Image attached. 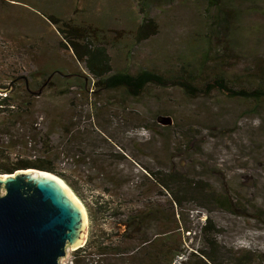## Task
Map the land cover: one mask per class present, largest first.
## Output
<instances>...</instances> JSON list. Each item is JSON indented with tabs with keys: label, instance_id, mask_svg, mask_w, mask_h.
I'll use <instances>...</instances> for the list:
<instances>
[{
	"label": "rangeland",
	"instance_id": "obj_1",
	"mask_svg": "<svg viewBox=\"0 0 264 264\" xmlns=\"http://www.w3.org/2000/svg\"><path fill=\"white\" fill-rule=\"evenodd\" d=\"M227 4L232 34L225 37L231 51L222 69L236 78L245 72V66H252L255 57L264 60V0H228ZM205 7L204 0H178L153 11L158 33L133 47L129 35L116 41L113 38L115 30L132 29L139 23L135 0H0V83L9 85L10 90L11 81L23 83L27 79L38 94L33 111L39 128L52 129V120L47 119L50 112L75 109L83 110L81 120L75 121L79 124L76 131L96 125L84 151L96 147L106 155L101 161L70 152L56 160L58 168L76 185L77 192L61 178L86 210L87 236L100 229L113 234L122 231L123 226L110 215L113 210L127 213L151 203L162 213L171 212V194L153 184L143 168L148 165L166 172L172 169L176 175L201 179L215 190L233 194L230 210L185 202L186 224L196 231L198 215L204 212L200 221L205 216L211 218L217 241L226 253H249L252 264H264V99L249 102L215 89L207 95L189 96L176 86L150 85L133 98L121 90L97 89L73 52L61 46L56 27L46 18L48 14L76 17L104 27L112 43L107 48L114 69L166 71L178 57L185 56L194 66L202 62L205 46L200 42L209 22L203 16ZM222 24L229 25V21ZM219 29L213 35L223 39L224 30ZM52 70L55 75L48 76ZM160 115L172 116L173 124H159L156 118ZM8 150L11 157L34 153L31 145L22 141L9 140ZM154 231L150 228L148 237L154 238ZM194 231L183 235L184 253L172 264L188 259L197 243ZM116 256L106 258L110 261ZM73 260L70 248L61 262L75 264ZM124 261L131 264L133 259Z\"/></svg>",
	"mask_w": 264,
	"mask_h": 264
},
{
	"label": "trees",
	"instance_id": "obj_2",
	"mask_svg": "<svg viewBox=\"0 0 264 264\" xmlns=\"http://www.w3.org/2000/svg\"><path fill=\"white\" fill-rule=\"evenodd\" d=\"M204 1L207 7L204 8L203 16L208 17L209 22L205 27L206 32L204 31L201 37L205 40L201 39L200 42L205 46L201 54L202 62L196 67L191 65L185 56L178 57L170 62V67L166 71H159L156 68H140L137 72L114 69L107 48V45L112 43H109L104 27L91 21H80L76 17L48 14L46 18L56 27L61 46L73 52L74 59L85 67L91 83L97 89L121 90L133 98L138 97L150 85L176 86L189 96L207 95L215 89L230 98H242L249 102L264 99L263 59L255 57L252 66H245V72L236 78L228 76L222 69L231 51L230 42L225 37L229 32L232 34L228 0ZM177 2L178 0H135L139 10V23L132 29L115 30L113 39L116 41L124 35H129L133 41L132 46H138L158 33L157 20L151 13ZM228 21L229 25L222 24ZM219 27L223 28L225 33L223 39L221 36L213 35L214 31L220 30ZM197 47L200 46L197 44ZM55 73V70H52L48 76ZM11 82L13 87L10 90L9 85L0 83V173H12L27 168L43 170L59 176L77 192L72 178L58 168L56 160L60 154L70 152L73 156L83 153L85 159L101 161L106 155L96 147L91 151H84L85 144L92 141L89 135L96 125L91 123L89 124L91 128H86L84 132L76 131L79 124L76 125L75 121L81 120L83 110L75 109L69 113L50 112L47 119L52 120V129L39 128L37 116L33 111V99L37 98L38 94L28 86L27 79L23 83ZM51 83L47 81L48 85ZM2 91H6L5 95ZM97 111L95 108V113L98 114ZM102 114L103 112L100 115ZM107 119L106 117V121ZM104 125L100 124L102 127ZM6 138L8 141L4 142ZM108 139L106 137L105 142H108ZM9 140L31 145L33 155L17 154L11 157L8 150ZM143 168L153 184L170 192L171 212L162 213L151 203L144 207L129 209L127 213L113 210L110 215L114 216L115 222L123 226V230L114 234L104 229L96 233L91 231L84 246L73 250V263L86 264L89 261L90 264H101L100 260L104 262L103 264H128L122 260L130 258L133 259L131 264H172L175 258L184 253L183 235L186 232L190 235L194 231L185 221L186 217L182 210L185 202L193 201L200 205L231 209L233 194L215 190L206 181L176 175L172 169L166 172L148 165H144ZM203 213L202 211L199 213L197 229L194 231L193 237L197 243H194L188 259L182 264H252L249 253L237 254L233 250L226 253L223 250V246L216 238L215 223L209 216H205L203 222L200 221ZM150 228L155 229L154 238L148 237ZM115 254L118 258H109L108 261L106 257Z\"/></svg>",
	"mask_w": 264,
	"mask_h": 264
},
{
	"label": "water",
	"instance_id": "obj_3",
	"mask_svg": "<svg viewBox=\"0 0 264 264\" xmlns=\"http://www.w3.org/2000/svg\"><path fill=\"white\" fill-rule=\"evenodd\" d=\"M156 120L173 124L170 115ZM68 187L34 168L0 173V264H62L70 248L84 246L88 215Z\"/></svg>",
	"mask_w": 264,
	"mask_h": 264
},
{
	"label": "bare ground",
	"instance_id": "obj_4",
	"mask_svg": "<svg viewBox=\"0 0 264 264\" xmlns=\"http://www.w3.org/2000/svg\"><path fill=\"white\" fill-rule=\"evenodd\" d=\"M68 189L71 191V189L68 187ZM71 193L73 194V192L71 191ZM74 195V197L80 202V200L77 198V196L75 195V194H73ZM80 204H81V202H80Z\"/></svg>",
	"mask_w": 264,
	"mask_h": 264
},
{
	"label": "built area",
	"instance_id": "obj_5",
	"mask_svg": "<svg viewBox=\"0 0 264 264\" xmlns=\"http://www.w3.org/2000/svg\"><path fill=\"white\" fill-rule=\"evenodd\" d=\"M5 95V94H4Z\"/></svg>",
	"mask_w": 264,
	"mask_h": 264
}]
</instances>
